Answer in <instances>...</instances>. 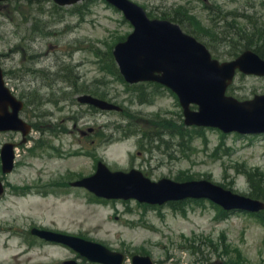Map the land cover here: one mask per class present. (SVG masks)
Listing matches in <instances>:
<instances>
[{"label": "rangeland", "instance_id": "obj_1", "mask_svg": "<svg viewBox=\"0 0 264 264\" xmlns=\"http://www.w3.org/2000/svg\"><path fill=\"white\" fill-rule=\"evenodd\" d=\"M132 1L155 16L183 13L184 26L206 40L212 56L220 60L229 59L232 40H239L234 28L245 24L240 15H264V0ZM53 5L48 0L19 1L20 14L0 8L5 80L16 96L27 100L22 117L40 131L33 129L32 140L25 143H20V133L0 132V146L6 141L18 145L12 172L3 176L0 171V227L7 229L0 228V264H63L76 257L66 247L40 242L29 246L32 226L81 236L127 256L148 254L157 264H264V222L255 215H225L208 199L187 200L174 208L133 199H95L84 189L63 186L93 173L95 156L101 155L110 167H135L152 180L206 178L247 193L245 171L264 172V135L183 128L181 108L168 90L132 89L113 75L108 53L117 37L132 29L119 11L103 0L63 9ZM34 16L39 18L37 28ZM60 75L84 92H108L124 115L79 105L76 95L63 93L66 84ZM53 85L61 91H52ZM256 93H264V78L242 74L228 90L238 99ZM89 127L104 131L94 144ZM178 128L183 139L175 132ZM110 135L125 137L112 140ZM23 185L48 194L18 192Z\"/></svg>", "mask_w": 264, "mask_h": 264}, {"label": "water", "instance_id": "obj_2", "mask_svg": "<svg viewBox=\"0 0 264 264\" xmlns=\"http://www.w3.org/2000/svg\"><path fill=\"white\" fill-rule=\"evenodd\" d=\"M62 3L75 0H58ZM122 8L126 16L130 17L135 25V31L124 43L116 45L114 55L119 63L125 78L129 81L139 79H156L171 87L179 96L184 107L188 124H204L219 126L222 130L238 131L241 133L264 131V95H256L253 100L238 102L226 97L224 91L231 82L235 69L244 73L264 75V60L247 50L238 58L230 62L218 63L210 58L206 48L193 38L182 34L177 25L168 21H148L141 9L125 0H110ZM154 72L161 74L156 75ZM80 100L88 101L102 108L114 106L93 99L89 96ZM199 105V112L188 109L189 102ZM13 107V112H7V105ZM17 101L3 86L0 71V117L7 121L0 122V129L21 128V121L16 118ZM12 153L3 155L4 170L12 166ZM99 174L109 178V173L99 166L97 173L90 178L83 179L75 184L85 185L106 196H135L149 202H164L168 199L185 196H208L221 203L225 208H244L257 210L263 205L255 200L232 195L208 182H190L176 184L163 179L158 183H150L146 179L137 177L136 184L125 183L120 188L111 187L110 194L99 191L93 180ZM121 179L129 175L115 173ZM139 175V174H137ZM97 260L120 264L121 259L110 260L97 256ZM135 264H150L148 259Z\"/></svg>", "mask_w": 264, "mask_h": 264}, {"label": "trees", "instance_id": "obj_3", "mask_svg": "<svg viewBox=\"0 0 264 264\" xmlns=\"http://www.w3.org/2000/svg\"><path fill=\"white\" fill-rule=\"evenodd\" d=\"M166 18H169V19H172L178 22L177 17L175 15L169 16ZM253 35L254 33H252V36L250 35L251 38L253 37ZM256 41H258V44H254L255 46L253 48L255 49L257 53H259L262 57H264V35L262 34V38ZM252 188L253 189L251 190V195L253 197L264 198V183L261 180L253 178Z\"/></svg>", "mask_w": 264, "mask_h": 264}]
</instances>
